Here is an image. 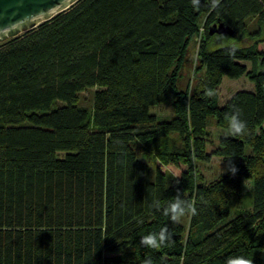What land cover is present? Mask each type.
Instances as JSON below:
<instances>
[{"label":"trees","instance_id":"trees-1","mask_svg":"<svg viewBox=\"0 0 264 264\" xmlns=\"http://www.w3.org/2000/svg\"><path fill=\"white\" fill-rule=\"evenodd\" d=\"M211 4L79 0L0 43V264H264V0ZM218 23L234 35H210ZM189 52L197 78L179 91ZM242 76L254 89L220 106L222 79ZM169 100L173 117L158 121L150 107ZM237 108L246 134L208 151L209 119L229 128ZM213 157L227 171L205 182L197 164ZM156 160L185 170L152 173ZM244 179L251 210L219 226ZM161 229L162 246L141 244Z\"/></svg>","mask_w":264,"mask_h":264},{"label":"rangeland","instance_id":"rangeland-1","mask_svg":"<svg viewBox=\"0 0 264 264\" xmlns=\"http://www.w3.org/2000/svg\"><path fill=\"white\" fill-rule=\"evenodd\" d=\"M230 45L244 47L249 44L247 40H243L242 42H229ZM258 50L264 53V42L258 45ZM195 52H189L186 54V62L183 63L182 69L180 71V75H178V79L176 82L177 89L179 91H185L187 87L193 86L196 80V56ZM248 70L251 69L250 62H243ZM254 89V85L247 79V77L242 76L238 79H229L224 77L220 86L216 89V95L219 100V105L222 106L223 103L236 91H252ZM94 90H87L86 92L80 95L79 105L82 107H86L88 111L91 110L92 106V93ZM172 99V98H171ZM150 114L155 115L158 121L162 120H170L173 117V111L171 108L170 100L164 103H161L156 106H152L149 109ZM214 118L209 119V143H208V151H211L217 145V140L222 136H231L230 127L229 128H218L215 126L213 122ZM250 152V148L246 146L245 153L248 154ZM157 166L161 171L170 172L175 177H179L180 173L185 170L184 165L175 166H163L160 164L158 160L150 165V170L153 173V169ZM197 171H199L205 182H209L221 174H224L227 171V166L225 160L218 157H213L209 163L207 164H197ZM222 171V172H221ZM221 173V174H220ZM252 203V181L251 180H242L241 186V196L239 199H232L228 204L229 215L222 220L219 226L226 224L231 221L236 216V211L238 208H244L247 210H251ZM189 217V212L186 211L184 215L177 217V221L182 225L187 226ZM262 258L264 261V251L262 253Z\"/></svg>","mask_w":264,"mask_h":264},{"label":"water","instance_id":"water-1","mask_svg":"<svg viewBox=\"0 0 264 264\" xmlns=\"http://www.w3.org/2000/svg\"><path fill=\"white\" fill-rule=\"evenodd\" d=\"M79 0H0V43L19 37L74 6ZM210 35L233 36L231 28L212 25Z\"/></svg>","mask_w":264,"mask_h":264},{"label":"clouds","instance_id":"clouds-1","mask_svg":"<svg viewBox=\"0 0 264 264\" xmlns=\"http://www.w3.org/2000/svg\"><path fill=\"white\" fill-rule=\"evenodd\" d=\"M199 2H200V0H192L193 7H197L199 5ZM217 2H218V0H212L211 7L215 8ZM246 127H247L246 122L240 118V110L237 108L235 110V112L231 114L230 134L233 136L245 135L246 134ZM229 170L231 172L235 173L236 168L234 165H231ZM178 207H179L178 205L172 206V210L175 213V215L172 216L173 220H175V219H177V217L185 214L184 210L177 211ZM187 210L193 216L197 214V209L193 204L188 205ZM169 239H170V237L165 236L164 230L161 229V231L158 234H149L147 236L142 237L141 244L146 246V247L154 249V248H158V247L162 246ZM145 264H152L151 259L146 260ZM228 264H252V262L248 259L243 258V257H236V258L230 259L228 261Z\"/></svg>","mask_w":264,"mask_h":264}]
</instances>
